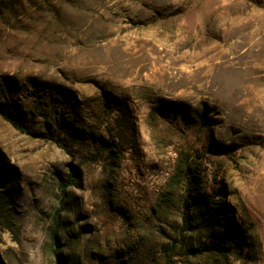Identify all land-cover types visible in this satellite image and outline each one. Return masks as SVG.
<instances>
[{
	"label": "rangeland",
	"instance_id": "374dc122",
	"mask_svg": "<svg viewBox=\"0 0 264 264\" xmlns=\"http://www.w3.org/2000/svg\"><path fill=\"white\" fill-rule=\"evenodd\" d=\"M0 264H264V0H0Z\"/></svg>",
	"mask_w": 264,
	"mask_h": 264
},
{
	"label": "trees",
	"instance_id": "16d2710c",
	"mask_svg": "<svg viewBox=\"0 0 264 264\" xmlns=\"http://www.w3.org/2000/svg\"><path fill=\"white\" fill-rule=\"evenodd\" d=\"M226 236L223 234L222 236H221V239H220V241H221V245H220V247H219V250H221L222 248H224L225 246H224V243H225V241H226Z\"/></svg>",
	"mask_w": 264,
	"mask_h": 264
}]
</instances>
